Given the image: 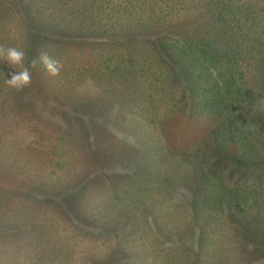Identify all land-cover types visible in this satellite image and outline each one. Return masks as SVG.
I'll use <instances>...</instances> for the list:
<instances>
[{
	"label": "rangeland",
	"instance_id": "1",
	"mask_svg": "<svg viewBox=\"0 0 264 264\" xmlns=\"http://www.w3.org/2000/svg\"><path fill=\"white\" fill-rule=\"evenodd\" d=\"M0 46V264H264V0H0Z\"/></svg>",
	"mask_w": 264,
	"mask_h": 264
},
{
	"label": "clouds",
	"instance_id": "2",
	"mask_svg": "<svg viewBox=\"0 0 264 264\" xmlns=\"http://www.w3.org/2000/svg\"><path fill=\"white\" fill-rule=\"evenodd\" d=\"M25 56L26 53L19 48L0 46V58H3L11 68L16 69V67H19L20 69L12 73L10 79H5L6 85L16 91H22L31 85L32 73L30 68H35L38 62L36 59H33L30 66H25ZM39 63L42 64L48 74L53 77L58 76L63 67L59 61L50 57L47 52H42L40 54ZM257 104L264 109V97L260 98Z\"/></svg>",
	"mask_w": 264,
	"mask_h": 264
},
{
	"label": "trees",
	"instance_id": "3",
	"mask_svg": "<svg viewBox=\"0 0 264 264\" xmlns=\"http://www.w3.org/2000/svg\"><path fill=\"white\" fill-rule=\"evenodd\" d=\"M192 55H195V53H192ZM193 64H194V63H193ZM193 64H192V65H193ZM192 65H191V66H192ZM195 69H196V66H194V68H193L192 71L190 72L191 76H195V74H196V73H195ZM107 90H109V88H107ZM189 96L193 98V94H191V95H189ZM116 103L118 104V102H116ZM104 104H106V105L108 106V108L111 109V110H113L114 107H115V103H114L113 101H109L107 97H106V99L104 100ZM114 250H115V248H114ZM111 254H113V253H111ZM111 258H112L111 256H108V259H109V260H111ZM109 260H108V261H109ZM108 261H107V262H108ZM61 264H66V263H65V261H64V262H61Z\"/></svg>",
	"mask_w": 264,
	"mask_h": 264
},
{
	"label": "crops",
	"instance_id": "4",
	"mask_svg": "<svg viewBox=\"0 0 264 264\" xmlns=\"http://www.w3.org/2000/svg\"><path fill=\"white\" fill-rule=\"evenodd\" d=\"M0 92L2 95L9 94V93H5L6 91L4 89H2V87H0Z\"/></svg>",
	"mask_w": 264,
	"mask_h": 264
}]
</instances>
